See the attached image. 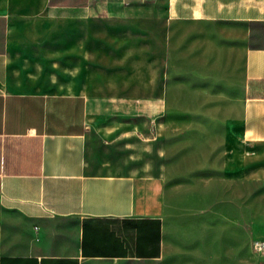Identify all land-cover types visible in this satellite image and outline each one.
Here are the masks:
<instances>
[{
	"label": "crops",
	"instance_id": "0c3cea01",
	"mask_svg": "<svg viewBox=\"0 0 264 264\" xmlns=\"http://www.w3.org/2000/svg\"><path fill=\"white\" fill-rule=\"evenodd\" d=\"M253 180L264 0H0V264H250Z\"/></svg>",
	"mask_w": 264,
	"mask_h": 264
},
{
	"label": "rangeland",
	"instance_id": "374dc122",
	"mask_svg": "<svg viewBox=\"0 0 264 264\" xmlns=\"http://www.w3.org/2000/svg\"><path fill=\"white\" fill-rule=\"evenodd\" d=\"M185 26H177L173 30L176 37L181 31L186 30ZM178 45L177 39H174L173 46ZM241 114L240 107L223 108V107H181L173 105L166 109V124L160 127L161 132L166 133L171 141L173 168H179L181 135L186 132L195 131L197 122L204 121L205 126H211V120L217 117L223 118L227 115L239 117ZM201 124H198V126ZM189 147L195 146V139H189ZM185 145V144H184ZM190 160V159H189ZM194 162V159L192 160ZM176 165V166H175ZM178 170V169H177ZM176 172L175 174H178ZM252 197L250 204V219L246 217L245 231L243 240L246 244H251L252 248L249 254L246 253V259H250V264H264V181L253 180L251 185ZM219 204H203L204 210L212 211V207ZM201 207V206H200ZM238 207V203H237ZM248 207L246 206V212ZM247 214V213H246ZM171 223L169 221L168 232H171ZM202 230V228L200 229ZM178 235V234H177ZM171 238V237H170ZM170 241V240H169ZM168 241V242H169ZM177 241H181L177 238Z\"/></svg>",
	"mask_w": 264,
	"mask_h": 264
}]
</instances>
